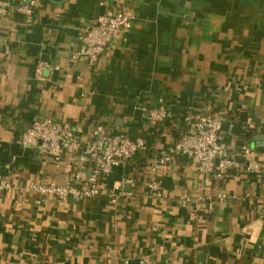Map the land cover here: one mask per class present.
Segmentation results:
<instances>
[{
  "label": "crops",
  "instance_id": "1",
  "mask_svg": "<svg viewBox=\"0 0 264 264\" xmlns=\"http://www.w3.org/2000/svg\"><path fill=\"white\" fill-rule=\"evenodd\" d=\"M106 1L35 0L31 16L0 18V264H264V0H123L132 27L94 64L74 59ZM40 62L58 69L38 78ZM159 101L169 116L151 126L142 109ZM214 113L229 154L244 166L249 148L258 172L203 176L169 154L185 115ZM38 120L79 126L82 142L101 124L148 151L106 177L115 203H58L29 186L72 185L93 165L21 148Z\"/></svg>",
  "mask_w": 264,
  "mask_h": 264
},
{
  "label": "built area",
  "instance_id": "2",
  "mask_svg": "<svg viewBox=\"0 0 264 264\" xmlns=\"http://www.w3.org/2000/svg\"><path fill=\"white\" fill-rule=\"evenodd\" d=\"M35 4V0H0V18L9 15L14 9L31 16ZM106 4L108 8L92 22L83 37L82 49L73 56L74 59L83 56L90 64H94L112 41L119 39L132 27V17L125 12L123 0H107ZM45 68L51 71L58 69L50 67L48 63L40 62L35 69L36 77H41ZM142 110L151 126L164 123L169 116L161 101L155 108ZM222 122V115L217 113L202 118H196L191 114L185 115L184 133L174 143L169 154L187 157L197 172L203 176L214 174L218 178L225 179L231 176L234 169L258 172L259 163L251 155L249 148L242 147V156L246 164L244 166H240L229 154L223 141ZM79 133V126L50 120L35 121L21 133L18 141L21 148L39 145L44 153L54 157L56 161H59L63 155L71 157L78 154L80 163L90 162L93 165L89 177H86L80 168L76 170L72 174V185L31 184L28 189L35 190L43 196H54L58 203H64L69 199L81 201L99 198H108L110 202L115 203L116 197L108 193L104 181L113 169L124 161L137 153L147 152L146 141L140 137L132 139L124 133L113 132L101 124L93 125L90 138L85 142L80 140ZM165 162V157L155 160L151 172L155 173L156 168L164 165ZM100 180L103 183H100ZM7 188L8 184L0 183V191ZM150 188H157L153 181ZM223 198V195H218L216 199L221 201ZM212 206L213 203L209 202L208 209ZM136 264H145V260L139 259Z\"/></svg>",
  "mask_w": 264,
  "mask_h": 264
}]
</instances>
